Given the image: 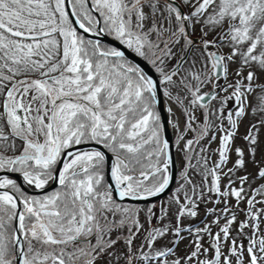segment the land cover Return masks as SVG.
Here are the masks:
<instances>
[{
  "label": "snow or ice",
  "instance_id": "snow-or-ice-1",
  "mask_svg": "<svg viewBox=\"0 0 264 264\" xmlns=\"http://www.w3.org/2000/svg\"><path fill=\"white\" fill-rule=\"evenodd\" d=\"M262 129L264 0H0V264H264Z\"/></svg>",
  "mask_w": 264,
  "mask_h": 264
},
{
  "label": "rangeland",
  "instance_id": "rangeland-1",
  "mask_svg": "<svg viewBox=\"0 0 264 264\" xmlns=\"http://www.w3.org/2000/svg\"><path fill=\"white\" fill-rule=\"evenodd\" d=\"M229 107H231V105H229ZM251 120H252V117L249 116L248 118H246L243 121V123H241L240 128H239V133H238V136H237V139H236L237 146L245 147L246 142L243 140V136L246 135L247 129H248V126H249V123H250ZM172 135H173V133H172ZM173 139H174V135H173ZM216 146H217L216 144H213L212 145L213 148H215ZM173 149H174V152L176 154V167H177V179H178L179 178V171H180V168H181V162H180L179 153L176 152V149L175 148H173ZM262 157H264V129L261 130V134H260V145H259V148H258V151H257L256 159L257 160H260ZM248 171L254 173V166L252 164H249ZM257 183H260V182L258 181ZM176 186H177L176 183H174V185H173L172 188L174 189ZM168 195H166L161 200L166 199ZM141 206H143V204H141ZM208 207H212V205L209 204ZM242 207H243V205H242ZM243 218H244L243 215H241L239 217V219H243ZM203 219H205V206L204 205H201L199 217H197L195 219H191V220H185L184 223L186 225L187 224H192V225H195V226L203 227V225L200 223V221L203 220ZM207 219L208 220H211L212 217H207ZM261 227L264 228V225H262ZM213 230L214 231L216 230L215 227H214ZM233 234H235V233H233ZM185 235H187V234H185ZM166 242L167 241H161L162 244L163 243H166ZM190 250H191V248L189 247V239L183 240L179 244V247L177 249L178 254H180V255H184V254H186Z\"/></svg>",
  "mask_w": 264,
  "mask_h": 264
},
{
  "label": "water",
  "instance_id": "water-1",
  "mask_svg": "<svg viewBox=\"0 0 264 264\" xmlns=\"http://www.w3.org/2000/svg\"><path fill=\"white\" fill-rule=\"evenodd\" d=\"M163 104L161 105V115H162V118H163V120H164V122L165 123H167V115H166V113L163 111ZM168 137L170 138V139H173V135H172V131H171V127L169 126V131H168ZM173 152H174V149H173ZM175 153V152H174ZM108 164H109V171H110V164H111V159H109V161H108ZM174 171L176 172V174H177V167L175 166V169H174ZM108 179H109V182H111L110 181V176L108 177ZM173 185H174V183L171 185V188L173 187ZM49 190H51V188L49 189ZM31 191V190H30ZM169 193H170V191H169ZM169 193H165V194H163L159 199L161 200V199H163L166 195H168ZM34 194H41V193H39V192H35ZM155 199V198H154ZM153 201L152 200H150V201H148V203H152ZM140 204H144V202H140Z\"/></svg>",
  "mask_w": 264,
  "mask_h": 264
},
{
  "label": "trees",
  "instance_id": "trees-1",
  "mask_svg": "<svg viewBox=\"0 0 264 264\" xmlns=\"http://www.w3.org/2000/svg\"><path fill=\"white\" fill-rule=\"evenodd\" d=\"M241 240L243 241V243L246 245L247 244V240H245L243 237H241Z\"/></svg>",
  "mask_w": 264,
  "mask_h": 264
},
{
  "label": "flooded vegetation",
  "instance_id": "flooded-vegetation-1",
  "mask_svg": "<svg viewBox=\"0 0 264 264\" xmlns=\"http://www.w3.org/2000/svg\"><path fill=\"white\" fill-rule=\"evenodd\" d=\"M37 195H39V194H37Z\"/></svg>",
  "mask_w": 264,
  "mask_h": 264
}]
</instances>
